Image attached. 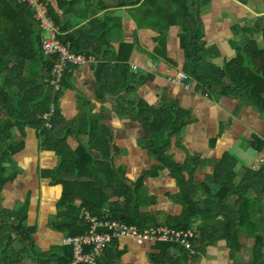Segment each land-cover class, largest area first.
<instances>
[{"label": "crops", "instance_id": "0c3cea01", "mask_svg": "<svg viewBox=\"0 0 264 264\" xmlns=\"http://www.w3.org/2000/svg\"><path fill=\"white\" fill-rule=\"evenodd\" d=\"M46 1L54 9L55 19L61 22L59 31L62 32L64 26L70 27L68 32L64 31L66 35H74L96 22V37L90 39L84 34L83 41L98 56H92L96 58L92 64L73 72L72 68L67 74L63 92L56 95L57 106L53 105L59 115L52 120V130H48L46 124L43 128L28 125L24 135L19 130L18 133L12 131L15 139L4 146L25 143L24 151L15 156L14 162L6 163L7 174L1 175L9 182L0 194V208L4 210L3 217L10 219V214H16L18 220L28 211L27 226L34 232L35 250L31 253L52 252L61 259L59 264H70L71 249L64 247L63 241L74 237L71 233L87 231L83 213L101 210L102 219H107L113 218L110 206H117L116 212L120 207L129 208L124 204L122 187H117L112 178L107 177L110 187L104 190L100 187V162L90 165L89 172H84L88 175L86 179L72 175L80 148H98L96 141L92 142L86 133L91 130L90 125H86L85 120L78 122L81 116L99 117L105 130L112 132V150L105 157H108L105 164H110L109 169L126 171L129 179L126 183L131 187L142 179V200L143 189H146L152 201L147 202L146 207L142 201L140 213L148 219L151 217L160 228H167L168 224L176 227L180 223L184 207L176 197H180L183 190L179 181L172 179L169 169L161 171L157 180L145 177L150 163L157 160L148 148L150 134L145 125L152 122H145L147 118L153 121L151 118L156 117V124L151 126L162 132L157 138L159 146L169 151L167 163L185 167L182 177L192 190L204 197L215 163L224 154L237 161L235 167L240 166L232 171L233 177L241 176L240 182L243 180L241 170L245 166L250 169L256 159L264 155L254 141L255 137L264 140V109L256 105L249 94L254 89L250 84L255 80L258 87H264V0H190L193 15L199 18L197 22L188 23L189 20L182 19L174 26L166 23L163 30L153 23L151 14L158 18L163 16L173 0H152L150 8L145 5L147 0L139 3L136 0H76L69 6L61 5L58 0ZM198 31L200 42L197 43ZM40 32L41 38L45 37ZM194 61L220 69L222 84H211L214 96L198 90V83L189 76ZM34 65V62L29 63L26 75L35 85L45 89L49 82L45 76L47 72L40 75L39 69L31 70ZM124 65L131 70L132 66H137L146 81L137 92H131V96L124 92L130 87V77L119 67ZM116 66L119 67L117 77L111 74L112 67ZM228 66L234 68L233 79ZM97 67H104V70L98 68L97 71ZM138 74L133 71L131 75ZM181 74L185 78H181ZM134 96L151 108L145 117L123 111L122 104L127 99L133 101ZM45 129H55L56 136L43 138ZM93 129L102 131L98 124ZM105 139L107 142V137ZM62 152L67 153L68 162L61 159ZM94 152L99 161L104 158L96 149ZM82 163L85 165L87 161ZM157 163L161 164L158 160ZM80 168L84 170L83 166ZM85 169H88L86 165ZM89 175L97 179L98 188H89ZM257 181L254 180L255 189L264 187V183ZM66 197L73 206L59 213V204ZM228 203L230 199L227 206ZM201 225L205 224L194 220L189 227H198L194 242L196 256L169 242L119 240L107 248L98 264H154L160 254L158 243L163 245L160 250H165V264H245L243 255L251 253L253 247L247 251H233L232 258L231 246L224 239L207 244L210 232L201 235ZM127 226L142 232L158 230L157 227ZM237 236L242 244H248L245 231L238 232ZM2 246L0 243V248ZM262 248L253 250L255 264H264V257L256 263L259 256L256 252ZM57 259L54 257L51 264Z\"/></svg>", "mask_w": 264, "mask_h": 264}, {"label": "trees", "instance_id": "16d2710c", "mask_svg": "<svg viewBox=\"0 0 264 264\" xmlns=\"http://www.w3.org/2000/svg\"><path fill=\"white\" fill-rule=\"evenodd\" d=\"M43 1L48 4L46 0ZM136 1H138L139 3L143 0ZM189 2L190 0H178L176 1V3H174L173 0V2L170 3L165 9L163 13L164 15L162 14L163 16L160 15L158 18V16L153 17L151 14L150 19L153 21V23L157 25L160 30H163L165 28L166 23L169 26H174L177 25L178 22L182 21V19L189 20L188 23H191L193 21L197 22L199 18L193 15V8L189 4ZM59 3L61 5L69 6V4L64 2ZM145 5L147 6V8H150L153 5V1L147 0L145 2ZM50 10L51 16L55 19L56 15H54V13L52 12L54 11L52 6L50 7ZM55 21L57 23V26L61 25V22H59L58 19H55ZM160 22L162 24L158 25V23ZM94 26H96V22H92L91 24L84 26L81 31H78L74 35L64 34L65 32H68L70 30L68 26H64V29L62 30L61 35L59 37L60 41L64 46H66L72 52L78 55H85L87 57L94 56L97 58L98 54L92 51L91 49L87 48L85 46V42L83 41L84 34L86 38L90 37V39H94L96 37L94 34ZM41 37L42 36L38 27V22L34 18V13L27 5L22 4L18 0H14L11 2L6 0H0V194L3 191V188H5L6 183L9 182L7 181V178L1 176L7 174L8 172L6 163L12 164V162H14L15 156L24 151L25 143H21L18 145L14 144L8 147L4 146H7L10 142L15 139V133H18L17 130H19L22 135H24L25 128L28 125H35L37 127L41 125L43 128L45 125L43 116L51 111V107L53 105L57 106V96L59 94L54 93V90L51 88L49 82H47V84L45 85V89H41L40 87L35 85L33 79L29 80L26 75V70L30 62L35 63L33 69L31 70L39 69L40 75L43 71V73L47 72L45 73V76L49 80H51L54 75V64L52 62L47 63V60L45 61L44 56L42 54ZM195 42H200V31H198L195 36ZM205 66V62L200 63L198 61H194V63L190 66L189 70H191V73H189V76L193 78V81H196L198 83V90H202L204 93L209 92L210 95L213 96L214 91L211 88V84L216 83L219 86L220 84H222L219 78L220 69L215 66H213L212 68ZM119 67L125 72H127V75L130 77V82L135 83L136 81H139L135 76L131 75L133 71L129 67H127L126 65ZM119 67H112L111 74L113 76H116V72ZM98 68L101 71L104 70V67H97V71ZM227 70H231L230 75L232 76L230 77L233 79L235 77L233 73L234 68L228 66ZM132 78L136 81H132ZM256 81L257 80L253 81L254 83L250 84L251 86H254V89H251L252 91L249 94L251 95L252 101L254 102L255 100L258 103H262V105H260L254 102L256 105L264 109V87H258L256 85ZM145 82L146 81L144 80V78H142L137 83V86L135 87V92H137L140 85H144ZM233 84H236V82H232V85ZM128 88H126V90ZM126 90L124 91L125 93ZM130 90H132V88L129 89V92ZM227 90L229 89L227 88ZM147 110H151V108L147 107ZM58 115L59 114H56L54 118L55 120ZM93 117L94 116H88V119L91 120V130L89 132L87 131L86 133L89 135L92 142L94 140L96 141L97 146L95 147L98 148H80V151L77 152L78 159L74 165L72 175H74L80 180L86 179L88 175H86V173L84 172H89L90 165L97 164V162H100L101 178L100 181L98 180L100 187L103 190L106 187H110L107 177H109V179L112 178V180L117 182V187H122L121 190L124 191V204L129 207L126 210H124L125 208L123 209L120 207L119 212H116L115 210L117 209V206H110V208L112 209L111 211L113 212V218L107 219L119 221L127 225H134L141 229L161 226L155 221H153L151 217L150 219H148L141 215L140 207L142 205L139 202V192L137 188L133 191V187L136 185L131 187L128 183H126V181L129 180L126 175L127 172L125 171V173H121V171L117 169H109L110 164L106 166L108 157H105L110 155L112 150L111 137H108L109 135H107L106 132H99L93 129V126L95 124H99L100 122L98 117H96L95 119H93ZM155 118H151L153 119V121H150L148 120L149 118H147L145 122L152 123L145 125V127L147 128V131L150 134L149 140L152 142V144L148 146L151 155L156 158L161 164H158L157 160L155 163H150L148 170L145 171V177L148 180H151L149 177L155 178V180H157V177L158 175H160L161 171L169 169L172 179H177L179 181L181 189L183 190L180 196L186 194L190 198V200H186L185 198L183 199V201L180 199V205L184 207V213L181 217V221L176 227L174 225L169 224L168 227L174 230H187L191 226L192 221L197 220L201 221L202 223L205 221V225L200 226V234L204 235L205 231H209L210 234L214 232L215 234H217L218 237L224 239L227 245L230 246L229 241L234 243L236 241L237 233L243 230V227L250 226V222L241 218L238 215H235L237 217L236 218L234 217V215L231 214L232 211L241 210L243 207L241 205H237L235 207L227 206L229 195L232 192H234L236 195H242L240 194L241 192L243 193V195L246 192L252 195L250 192H253V190H255L254 180H258V184L264 183V172H262L261 170L255 172L252 169H249L248 173H245V177L251 178V183L243 182L242 189L240 187L238 189H233L231 180L226 178H229L231 175L234 174L232 171L233 168L237 165V161L232 156L224 154L225 156H223L221 160L218 161V166L216 165V168H214V174L211 179V183H207L205 186L206 199L203 200L200 197L195 196L191 198L190 196L192 188L184 180L185 178L182 177L184 171L186 170L185 167L167 163V158L165 157L167 148L160 147L156 141L157 135L162 132L151 126L156 124ZM82 120L84 119H81L78 122H81ZM12 131H14L15 133ZM54 131H48L45 129L43 131V138H50L52 134H54L55 137L56 132ZM78 131H80L79 133L82 132L80 128L78 129ZM3 132L5 133V135H1ZM7 132H11L8 138H6ZM65 133L68 134V132ZM106 136L107 142L105 139ZM254 141L256 142L257 149L260 152H263L264 140L262 138L258 139V137H255ZM215 142H217V140H215ZM95 149L97 150V154L100 153L103 155L104 158L100 157L102 159L101 161H99L95 156ZM114 151L115 150H113V152ZM60 156L61 159L63 158L66 160V162H68L67 153L62 152L60 153ZM80 156L82 157L80 158ZM86 161L87 163L85 165L88 168L87 170L85 169V165H83L82 163H85ZM80 166H83L84 170H82ZM241 171L244 172L243 170ZM178 177L182 178L180 179ZM89 178L91 184L88 186L89 188H92L94 182L97 183V179L93 178V176L91 175H89ZM137 181H140V183L142 184V179H138ZM225 181L228 184H226ZM126 185L129 186V188H126ZM213 187H218L219 189L217 190L215 195L209 196ZM238 191H240L239 194L237 193ZM253 194L255 193L253 192ZM136 196H138L137 199ZM244 197L245 196L240 198L242 199V202H248V204H253V199H246ZM72 206L73 204L69 203L68 198L66 197L64 200H61L58 207V212L61 213L64 209L68 210V208H71ZM3 211L4 210L0 208V223L3 225L0 229V243L3 244V246L0 248V255L2 257V259H0V262L4 261L3 264H19L20 259L24 254L30 257L32 261L31 264H51L52 259L54 257H56L57 259V256L53 255L52 252L46 253L42 251H35L31 253L30 249L33 251L35 250V247L33 245L34 232L31 228L27 226V219L29 218L28 211H26V213H24L23 215L21 214L22 218L19 220L16 218V214H8L10 216V219L3 217ZM100 212L101 210H98L94 213H89L93 217L99 218V220L101 221L103 220V216H101ZM196 213H199L201 218H193L194 214ZM216 216L217 220L214 219ZM13 219L16 220L13 221ZM221 219L223 220V224H221L220 222ZM209 221H215V226L211 227L212 229L209 227ZM220 230H226L227 232L230 230L232 231L228 232L227 237H222L218 235V231ZM80 234V232H78V234L75 232L71 233L70 235L74 237H80L85 236L86 232L82 233L81 235ZM257 237L258 241L254 245L253 250L255 248L261 249L264 246V236L257 234ZM114 241L117 242L119 240ZM114 241H112L111 244L115 243ZM213 242L215 241L209 238V242L207 244H212ZM156 245L158 246L157 248L160 251V254L156 257V259H154L153 263L165 264V250H160V247L163 248V245L159 243ZM262 257L264 256H257L256 263H258L259 259H261ZM16 259H18L17 263L15 262ZM11 260L14 261H12L11 263ZM58 261L59 258L54 262V264H59Z\"/></svg>", "mask_w": 264, "mask_h": 264}, {"label": "built area", "instance_id": "2783aa9c", "mask_svg": "<svg viewBox=\"0 0 264 264\" xmlns=\"http://www.w3.org/2000/svg\"><path fill=\"white\" fill-rule=\"evenodd\" d=\"M14 1V0H7ZM64 3H73L75 0H59ZM21 3L26 4L34 12L35 19L43 30L51 33L52 40L46 44L45 50L48 55L59 54L60 58L55 65L54 85L57 91L61 90V83L63 81L64 73L69 66L85 67L96 61L94 57H85L71 53L66 47L62 46L57 41L58 28L49 15L48 5L43 0H20ZM137 71V68H135ZM181 78H185L182 74ZM190 89V87H188ZM55 110V109H54ZM45 115L44 119L49 120L54 116L55 111ZM264 163V159H261ZM264 166V164H262ZM262 165H258L259 168ZM85 223L88 226L85 236L75 237L65 241V245L71 246L73 249L72 264H97V261L102 257L103 252L114 240H150L170 242L178 241L179 234L163 228L153 232H142L134 227H129L121 222L111 221L106 218L99 220V218L92 217L89 214L84 215ZM181 244L189 248V242L182 240Z\"/></svg>", "mask_w": 264, "mask_h": 264}, {"label": "rangeland", "instance_id": "374dc122", "mask_svg": "<svg viewBox=\"0 0 264 264\" xmlns=\"http://www.w3.org/2000/svg\"><path fill=\"white\" fill-rule=\"evenodd\" d=\"M135 14H136V12H135ZM69 29H70V27H69ZM80 68H82V67H77L76 66V67L73 68L72 72L75 71V70H78ZM138 73H134V74H138ZM135 77L137 79H139V81L142 78H144L143 74H141V73H139ZM219 78H221V77H219ZM132 81H136V80L132 78ZM139 81H136L135 83H132V82L129 81L130 82V87L126 90L125 95H129L131 92L133 93V91L135 93V87L137 86V83ZM131 88H132V90H130V92H129V89H131ZM131 95L132 94H130V96ZM138 98H139L138 96H137V98L134 96L133 101H131L133 103L129 102V99H127V101H125V103L122 104V109H123V111H126L127 110L128 112L134 114L136 117H141V116L142 117H145V115L147 114V107H145V105L142 104V103H145V101H142V100H140ZM88 116H90V115L81 116V119H84L85 120L86 125H90V122H91V120L88 119ZM96 117L97 116H94L93 119H95ZM101 122L102 121H100L98 125H99V127L101 128L102 131H99V132H104V133L106 132L107 135H109L108 137L112 136L113 135L112 132L109 131V130L108 131L105 130V128L103 127V125H101ZM10 133L11 132H7V134H6L7 137L6 138L9 137ZM1 135H5V133L3 132ZM156 141L158 143V138L156 139ZM151 144H152V142L149 140V146ZM55 149L58 150L59 147H57ZM168 152L169 151H167L165 153V157L167 158V160H169V158L167 156L168 155ZM261 159H264V155H260L259 158L256 159V161H255V163H256L255 168L258 165L264 164L261 161ZM216 165L218 166V163H215V166ZM239 168H240V166L238 165L236 167V169H239ZM247 168H249V167L245 166V168H243V171L244 172H241V174L243 176V180L241 182H240L241 176L240 177H238V176L233 177L231 175L229 178H226V179H230L231 180L232 185H233V189H238L239 187L242 189L243 182H249V183H251V181H250L251 178L245 177V173H248V170H249ZM261 168L263 169L264 166L262 165ZM262 169H261V171H262ZM135 183L136 184H134V185H136L137 187L134 186L133 187V191L136 188L138 189V192H139V202L141 203V205H142V201H143L144 206L147 204V202H149V204H150L151 201H152V199L147 195L146 189L145 190L143 189V200H142L141 190L143 188V183L141 184L140 181H137ZM226 184H228V183L226 182ZM92 187L98 188V183L93 184ZM125 187L126 188H129V186H127V185ZM218 189H219L218 187H213L212 190H211V192H210V194H209V196L215 195V193L217 192ZM239 192L240 191H238L237 193L239 194ZM253 192L255 194H253ZM253 192H250L252 195H250L247 192L244 195H243L242 192L240 193L243 196H245L244 198H246V199H253V204H248V202H242L241 201L242 199H240V198L243 197V196L242 195H236L234 192L230 193L229 198H228V199H230V204L228 203L229 207H235L237 205H241L243 207L241 210L232 211L231 214L234 215V217H236L235 215H238L241 218H243V219H245V220H247V221L250 222V226L243 227V230L240 231V232L245 231L246 239L249 240L248 244H242V242L239 241V237L238 236L236 237V241L234 243L231 242V241H229L230 242V246H231V255H232V258L235 255V254H232L233 251H235V253H237V252H240L242 249H245L247 251L249 248L253 247L256 244V242L258 241L257 234L264 236V187L257 188L255 190H253ZM194 196L195 197H200L203 200L206 199V197H204L203 194H198L194 190H192L190 197L192 198ZM137 197L138 196H136V199H137ZM179 198L182 201L185 198H186V200L187 199L190 200L189 196L186 195V194H184L183 196H180V197L177 196L176 197V201L177 202L179 201ZM232 201H234L233 204H232ZM199 213L194 214L193 218H201ZM214 219L217 220V216ZM203 223L205 224V221ZM209 223H210V226H209L210 228L215 226V221H209ZM221 224H223V221L221 222ZM0 226H3V225L0 224ZM218 235H220L222 237H227L228 236V232L226 230H220V231H218ZM210 238L215 241V242H213V244L216 243L217 240H222L214 232L210 234ZM256 253L258 255H262L264 253V246L262 248V251L258 250ZM243 256H244V262H245V264H255V258H254L253 252H251V253L246 252V254H244ZM60 261H61V259L58 262L60 263ZM25 262L28 263L29 262V259L25 258V260L23 261V264ZM31 262L32 261H30V264H31Z\"/></svg>", "mask_w": 264, "mask_h": 264}, {"label": "clouds", "instance_id": "9594fccd", "mask_svg": "<svg viewBox=\"0 0 264 264\" xmlns=\"http://www.w3.org/2000/svg\"><path fill=\"white\" fill-rule=\"evenodd\" d=\"M7 1V0H6ZM18 1H20V0H18ZM59 1V0H58ZM10 2V1H9ZM59 2H61V1H59ZM75 2H76V0H75ZM75 2H73V3H75ZM73 3H67V4H73ZM23 4V3H22ZM26 5V4H25ZM48 5V8H49V10H50V7H49V4H47ZM32 10V9H31ZM33 12V11H32ZM34 13V12H33ZM51 17V16H50ZM53 19V18H52ZM36 20V19H35ZM38 24H40V23H38ZM56 24V23H55ZM56 26H57V24H56ZM57 28H59V26H57ZM40 31H42L43 33H44V35H45V37H43L42 38V54H43V56H44V59H49V60H51V62L54 64V70H55V65H56V63H57V61L59 60V58H60V56H59V54H53V55H48L47 53H46V50H45V47H46V44L49 42V41H51L52 39V36H51V33L50 32H48V31H46V30H43L42 28H41V26H40ZM60 29H58V36H57V41L58 42H60L61 43V41H60V35H61V31H59ZM61 45L62 46H64L62 43H61ZM64 47H66V46H64ZM67 48V47H66ZM71 53H74V52H72L69 48H67ZM74 54H76V53H74ZM76 55H78V54H76ZM80 56H85V55H80ZM85 57H87V56H85ZM92 57V56H91ZM96 59V58H95ZM75 66H69L68 68H67V70L65 71V73H64V77H63V81H62V83H61V90L60 91H57L56 90V88H55V85H54V80H55V75H53V77H52V79L51 80H49V84H50V86H51V88L54 90V93L55 94H61L62 92H63V90H64V83H65V79H66V76H67V74L70 72V70L72 69V68H74ZM132 68V70L134 71V73H138V71H139V68L137 67V66H132L131 67ZM135 68H137V71H135ZM55 109V110H54ZM55 111V114H54V116L53 117H51L49 120H45L44 119V117H45V115L43 116V120L45 121V124H46V128L48 129V130H52L53 129V127H52V120H54V118H55V116H56V114H58V112H57V107L56 106H52L51 107V111L49 112V113H52V111ZM48 114V113H47ZM258 159V158H257ZM255 165H256V163H254L252 166H251V169L253 170V171H260L262 168H261V166L259 167V168H255ZM262 172H264V168L262 169ZM85 214H89L90 216H92L89 212H85V213H83V220H84V215ZM93 217V216H92ZM84 222H85V220H84ZM86 224V223H85ZM157 229H163V227L162 228H160V227H157ZM167 229H169V230H171V231H173L174 233H176V234H179V240L178 241H170L169 243L170 244H177V245H179L180 246V248H183L186 252H188V253H190V254H192V255H195L196 256V252H195V250H194V242H195V240L197 239V229H198V227L196 228V227H191V228H189V229H187V230H173V229H170V228H168L167 227ZM72 238H75V237H69V238H66L64 241H63V246L64 247H68V248H70L71 249V260H70V264H72V262H73V249H72V247L71 246H67V245H65V241L66 240H68V239H72ZM187 240L188 242H189V248L186 246V245H183V244H181V242H182V240ZM123 240H128V239H123ZM133 241H136V240H133ZM139 242H144V240H138ZM154 242H161V241H154ZM163 243V242H162ZM167 243V242H166ZM109 247V246H108ZM107 247V248H108ZM253 248H254V246H253ZM107 250V249H106ZM105 250V251H106ZM30 251H31V249H30ZM104 251V252H105ZM104 252H103V254H104ZM252 252H253V249H252ZM104 255H102V257H103ZM25 258H27V259H29V264H30V261H31V259H30V257H28L26 254H24L23 256H22V258L20 259V263L19 264H23V261L25 260ZM0 259H2V257H1V255H0ZM99 259H101V257L99 258ZM99 259H98V261H99ZM12 261H14V260H11V263H12ZM98 261H97V264H98ZM15 262L17 263L18 262V259H16L15 260ZM4 263V261L3 262H0V264H3ZM7 264H10V263H7ZM13 264V263H12Z\"/></svg>", "mask_w": 264, "mask_h": 264}]
</instances>
